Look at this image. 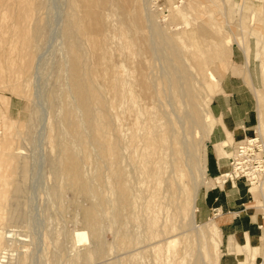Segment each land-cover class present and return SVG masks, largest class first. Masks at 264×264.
<instances>
[{
    "label": "rangeland",
    "instance_id": "obj_1",
    "mask_svg": "<svg viewBox=\"0 0 264 264\" xmlns=\"http://www.w3.org/2000/svg\"><path fill=\"white\" fill-rule=\"evenodd\" d=\"M251 42L264 62V0H0L4 264H216L217 219L195 212L192 226L183 208L211 181L208 75ZM248 138L264 185V137ZM247 201L260 220L248 264H264V199Z\"/></svg>",
    "mask_w": 264,
    "mask_h": 264
},
{
    "label": "crops",
    "instance_id": "obj_2",
    "mask_svg": "<svg viewBox=\"0 0 264 264\" xmlns=\"http://www.w3.org/2000/svg\"><path fill=\"white\" fill-rule=\"evenodd\" d=\"M230 58L228 72L220 80L210 103L216 120L208 143L212 149V157L206 161L211 186L204 188L198 196L196 218L201 223L217 219L212 221L217 223L220 236L222 234L220 264H248L249 256L255 260L258 255L259 247L253 243L259 239L260 220L244 209L249 204L247 200L250 193L244 183L227 181L220 185L216 182L228 165L218 154L217 146L226 144L227 148L233 142L253 135L258 127V94L264 91V62L257 56L253 42L249 48L246 44L242 47L235 43ZM238 243L240 245L236 254Z\"/></svg>",
    "mask_w": 264,
    "mask_h": 264
},
{
    "label": "bare ground",
    "instance_id": "obj_3",
    "mask_svg": "<svg viewBox=\"0 0 264 264\" xmlns=\"http://www.w3.org/2000/svg\"><path fill=\"white\" fill-rule=\"evenodd\" d=\"M223 1H230V0H223ZM201 57H202V61H200V64H199V67H203L204 63L207 61V57L205 56V53L202 51L201 53ZM209 79L212 81V83H214V86H216V88H218L219 86V83H220V79L218 77H216L213 73H209L208 75ZM214 92H210V96H209V101H208V106L210 108V103L212 101V97L214 96ZM260 101H259V125L257 127L259 133L261 134L262 137L263 134L261 132V129L262 127L264 126V111H263V105H264V97L263 96H260ZM191 100V99H190ZM211 114V113H210ZM194 116V115H193ZM212 116V115H211ZM145 124V123H144ZM154 131H157L156 128H153ZM162 129V128H161ZM151 130V129H150ZM149 130V131H150ZM148 131V130H147ZM211 131V130H210ZM210 131L208 133V136L210 134ZM146 132V131H145ZM159 132V131H158ZM147 133V132H146ZM149 133V136L150 137V141H148V147L149 149H152V153H153V147H154V144H155V137H153V131L151 130V132H148ZM157 135V134H156ZM155 136V135H154ZM176 136V135H174ZM208 136L206 138H208ZM242 142V141H241ZM146 143V142H145ZM146 146V145H145ZM226 146V145H225ZM225 146H217V151H218V154L220 156H224L226 153L224 152V148ZM146 149V148H145ZM149 151V150H148ZM155 154V153H154ZM229 155V154H228ZM206 156H207V152H205V165H206ZM207 170L205 168V171H204V174L202 175V180L205 178V175L207 174L206 173ZM183 178V174L181 175V179ZM227 176L226 175H222L220 178H218L217 180L221 181L222 184H226L227 183V180H226ZM180 180V179H179ZM182 181V180H181ZM180 181V182H181ZM207 185L206 181H201V182H194L193 184V189L192 191L194 192L193 194V197L192 198H188L186 201H185V206L183 208V210L185 211L184 214L186 215H189V220H190V223H192L191 225L193 226H196V219H195V212H196V200L198 198V194H199V190L201 187ZM252 187L250 188V194L252 195L253 199L254 200H257L258 198H261V199H264V185L263 184H256L255 182H253V184L251 185ZM208 229H207V233L211 234V235H214V234H218L219 236V240L217 241L216 238L213 240V250L215 251L213 254H212V260L216 263V264H219V257H220V230L217 226V223L216 222H213L212 224H210L209 226H207ZM196 229V233L200 234V235H203L205 236V233L203 232V227H197L195 228ZM8 238H12V235H9ZM14 239V238H13ZM7 240V239H6ZM23 239H20V241H22ZM11 243V242H10ZM13 243V241H12ZM9 244V243H8ZM11 245V244H9ZM169 245L170 242H169ZM9 247V246H8ZM4 257L0 256V264H4L6 263V261H3Z\"/></svg>",
    "mask_w": 264,
    "mask_h": 264
},
{
    "label": "built area",
    "instance_id": "obj_4",
    "mask_svg": "<svg viewBox=\"0 0 264 264\" xmlns=\"http://www.w3.org/2000/svg\"><path fill=\"white\" fill-rule=\"evenodd\" d=\"M258 144V138L249 139L246 137L242 142H239L236 157H234L230 163L233 168L231 172L224 174L227 176V181L235 182L245 179V181L250 182L251 185L253 182L259 184L260 176H262L259 172H263L261 170L262 166L260 164L255 165L252 161L246 160V157L249 156L253 150L260 147Z\"/></svg>",
    "mask_w": 264,
    "mask_h": 264
}]
</instances>
